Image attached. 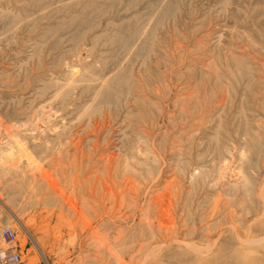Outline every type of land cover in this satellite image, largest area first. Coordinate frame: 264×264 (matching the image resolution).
Instances as JSON below:
<instances>
[{"label": "rangeland", "instance_id": "rangeland-1", "mask_svg": "<svg viewBox=\"0 0 264 264\" xmlns=\"http://www.w3.org/2000/svg\"><path fill=\"white\" fill-rule=\"evenodd\" d=\"M5 229L18 264H264V0H0Z\"/></svg>", "mask_w": 264, "mask_h": 264}, {"label": "built area", "instance_id": "built-area-1", "mask_svg": "<svg viewBox=\"0 0 264 264\" xmlns=\"http://www.w3.org/2000/svg\"><path fill=\"white\" fill-rule=\"evenodd\" d=\"M2 241L7 249L0 250V264H18L20 257L13 250L16 241V235L13 230L5 229L2 233Z\"/></svg>", "mask_w": 264, "mask_h": 264}, {"label": "bare ground", "instance_id": "bare-ground-1", "mask_svg": "<svg viewBox=\"0 0 264 264\" xmlns=\"http://www.w3.org/2000/svg\"><path fill=\"white\" fill-rule=\"evenodd\" d=\"M77 207V206H76Z\"/></svg>", "mask_w": 264, "mask_h": 264}]
</instances>
